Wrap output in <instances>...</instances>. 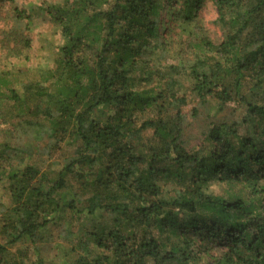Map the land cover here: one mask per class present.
Here are the masks:
<instances>
[{
    "label": "trees",
    "instance_id": "obj_1",
    "mask_svg": "<svg viewBox=\"0 0 264 264\" xmlns=\"http://www.w3.org/2000/svg\"><path fill=\"white\" fill-rule=\"evenodd\" d=\"M207 1L0 0V264H264V0Z\"/></svg>",
    "mask_w": 264,
    "mask_h": 264
},
{
    "label": "rangeland",
    "instance_id": "obj_2",
    "mask_svg": "<svg viewBox=\"0 0 264 264\" xmlns=\"http://www.w3.org/2000/svg\"><path fill=\"white\" fill-rule=\"evenodd\" d=\"M201 17L204 20V24L207 27L211 37H213V39L215 40H220L223 34H222V30L220 29V27L215 23V20L217 18V10L212 0H208L206 2V5L204 6L202 10ZM44 21L45 20L43 19V17L35 20L36 23L33 25V27L34 28L38 27L36 32L48 31L47 30L48 25ZM42 63L44 64V66L50 65V63L46 62L45 60H43ZM196 131H197V124L193 126V132L195 133Z\"/></svg>",
    "mask_w": 264,
    "mask_h": 264
}]
</instances>
